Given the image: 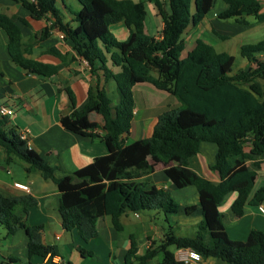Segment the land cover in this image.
<instances>
[{
	"label": "trees",
	"instance_id": "16d2710c",
	"mask_svg": "<svg viewBox=\"0 0 264 264\" xmlns=\"http://www.w3.org/2000/svg\"><path fill=\"white\" fill-rule=\"evenodd\" d=\"M12 1L36 20L50 19L39 39L57 28L97 77L95 86L88 90L85 105L76 110L71 102V112L62 115L60 121L65 129L88 136H93L94 129H101L108 154L95 157L76 172L89 179L86 186L61 193L58 212L62 229L75 230L87 242L98 236L97 221L101 217L110 216L114 228L122 231L121 215L157 210L168 223L161 228L160 240L151 241L140 253L131 235L123 264H185L169 247L191 249L202 259L213 257L228 264H264V232L252 229L244 240L233 239L219 210L230 192L236 193L230 205L236 217L242 216L246 205L264 203V184L256 187L257 168L264 163V38L241 45L239 53L248 66L233 72L234 56L217 52L202 38H196L182 56L186 47L183 33L201 22L214 0H76V10L61 0L72 14L69 21L61 18L56 0ZM146 1L153 4L162 23L156 35L145 29ZM221 1L226 7L217 13L220 20L247 24V17L253 16L264 22L259 0ZM119 22L127 31L124 40L117 39L109 28ZM19 23L28 25L21 16L0 12V28L8 36L12 62L29 74H55V65L25 56L27 45L22 43ZM37 35L32 36L30 44L37 41ZM109 81L115 83V100L106 89ZM144 82L174 96L179 104L157 115L149 135L126 142L135 116L133 86ZM92 112L99 114L100 123L89 119ZM204 142L216 146L210 166L219 176L216 183L195 167ZM0 149L7 164L17 158L27 164L26 171L38 170L45 179L61 181L55 176V167L22 140L9 125L8 116L3 115ZM142 150L165 164L163 172L176 188H196L198 205L183 207L186 215L200 210L201 220L193 235L175 233L169 216L177 214L180 205L168 190L153 182L152 165ZM36 204L37 199L30 194L8 195L0 191V225L6 235L19 229L25 231L28 256H54L57 245L46 244L42 239L45 226L30 225L18 214L19 209L27 213ZM77 249L83 256L92 254L81 246ZM159 254L161 257L152 263Z\"/></svg>",
	"mask_w": 264,
	"mask_h": 264
},
{
	"label": "crops",
	"instance_id": "0c3cea01",
	"mask_svg": "<svg viewBox=\"0 0 264 264\" xmlns=\"http://www.w3.org/2000/svg\"><path fill=\"white\" fill-rule=\"evenodd\" d=\"M259 2L261 12H264V0H259ZM1 3L4 9L0 8V12L18 15L27 21L28 25L26 26L19 23L22 43L27 45L25 56L55 65L57 71L51 76L42 77L29 74L15 65L11 60L8 49V36L0 28V105L13 110L12 115L8 116L9 125L18 132L26 131L28 145L51 166H54L55 176L61 178L59 183H54L45 179L38 170L26 171L27 164L17 158L12 159L7 164L5 154L0 149V191L8 195L30 194L34 196L37 199V204L30 207L27 213H23L19 209L18 214L30 225H44L42 233L44 243L57 245V254L54 256L49 254L46 256H28L26 249L27 236L23 229H19L11 235H5L7 245L5 247L6 255L3 257L7 264H17L21 258L26 259L25 264H51L52 257L59 259L60 264L66 262L70 264H88L87 259L88 261L97 260L103 264H123L124 255L129 246L127 238L131 235L135 237V240L137 238L141 239L145 248L149 246L151 241L154 240L157 243L160 240L161 228L155 225L151 216L142 218L140 213L134 212L121 215L119 220L123 227L122 231L114 228L110 216L101 217L97 221L99 234L96 238H93L97 240L91 239L97 242H83L75 230L67 233L63 232L58 212L59 197L62 192L74 190L89 183L87 177L78 176L76 172L91 163L95 157L108 154V148L101 138L103 134L101 129H94L92 131L93 136H88L65 129L60 121L62 115L71 112V102H73L76 110L85 105L88 100V90L90 86H95L97 77L91 74L86 61L75 53L72 45L63 38V34L57 28L50 29L44 39H39L41 29L50 24V19L41 18L36 20L20 4L12 0H0ZM72 5L67 6L73 10L79 8H76L74 3ZM225 7L226 5L221 0H214L212 9L208 11L201 22L196 26H189L185 30L182 37L186 41V47L182 56L186 55L196 38H202L209 43L213 40L228 38L231 31L215 30L213 28V24L218 21H225L232 25L234 27L232 32L235 34L254 31L261 26V23H264L257 21L253 16L247 17V24H237L232 19L220 20L217 13ZM59 13L63 21L72 19L71 12L64 8L62 4ZM116 26L126 37L127 31L122 22L116 23ZM156 27V33L153 35L160 32L161 21ZM147 28L145 25V29ZM146 32L148 33L147 30ZM36 33L38 34L35 38L37 41L30 44L32 36ZM52 49L53 52H50ZM55 52H58L59 55H56ZM247 66L248 61L243 67L246 68ZM101 79H99L100 83L102 82ZM135 86H133V89ZM150 87L145 86V88H142L146 91L140 90L141 97L145 99H143V102L146 111L143 115L137 117L139 111L135 106V116L126 142H132L149 135L156 122L157 115L163 110L176 107L179 104L177 100H174V103H172V100H168L169 93L155 92ZM106 89L109 96L115 100L117 96L115 83L109 81L106 84ZM147 92L151 100L144 95ZM157 109L160 111L156 112ZM89 119L100 123V116L96 112L90 113ZM146 151L142 150V154L152 165L151 178L153 182L156 186L168 190L180 205L178 213L169 216L170 223L174 224L175 229L197 224L201 220L199 208L190 215H186L183 211L184 205H198L196 188L194 186L176 188L163 172L165 164L154 160ZM215 152L216 146L214 144L202 143L196 156L195 167L204 177L216 183L219 181V176L210 168L214 163ZM17 161L21 162L25 173L14 176L9 167ZM248 166L254 169V166L250 164ZM257 171V181H259V175L264 171L263 166L257 168ZM262 174V182H264V172ZM14 182L27 184L30 188L29 191L15 187ZM235 197L236 193L230 192L219 205V210L224 216V225L228 235L233 239L244 240L252 229H259L264 232V215L259 213L256 206L246 205L242 216L236 217L233 215L230 205ZM222 205L225 207L224 210L221 209ZM225 214L229 216L231 221L229 228L225 223ZM196 215L197 217L194 218ZM66 234H68L69 240L59 246L56 240H60ZM83 243H88V246L84 247ZM78 246L91 251L92 254L90 256L81 255L77 249ZM62 247L68 250L67 257H64L61 251ZM180 250H173L177 258H179L178 253ZM160 257L161 254H159ZM4 263V261H0V264ZM196 264L228 263L218 258L208 257L201 259Z\"/></svg>",
	"mask_w": 264,
	"mask_h": 264
},
{
	"label": "rangeland",
	"instance_id": "374dc122",
	"mask_svg": "<svg viewBox=\"0 0 264 264\" xmlns=\"http://www.w3.org/2000/svg\"><path fill=\"white\" fill-rule=\"evenodd\" d=\"M135 1H137V0H135ZM60 3H61L60 0H58L56 3V6L59 9H61ZM65 3L67 5H69V4L72 5V3H74V4H76V8L79 7V3L76 0H65ZM216 5H217V3L215 4V7H216ZM3 7L4 6L1 3L0 8L4 9ZM145 10H146L145 25L148 27L146 30L148 31L149 34H154V33H156V29H157L156 26L160 22V17H158L156 15L153 4L151 2H148V1L145 2ZM109 28L113 32V34L116 36L117 39H119V40L125 39V36L123 35L122 32H120V29H118L116 24L110 25ZM213 28L215 30L220 29V30L231 31L228 38L213 40L211 43L217 52H227V53H230L234 56L233 72L237 71L238 69L244 68L243 67L244 64L247 63V60L244 57H242L239 53L240 45L244 44V43H253V42H256L257 40H261L264 38V23H261V26L258 27V29L254 30V31L236 33V34L234 32H232V31H234V27L225 21L216 22V24H213ZM261 82L264 85V80H261ZM145 86H151L150 88L152 90H154L155 92H162L163 94H166L165 91L156 89L150 83H147V82L137 83L133 89V97H134V101H135V106L139 111L137 117L143 115L146 111L145 105L143 102L144 98H142L140 95V90H142V88H145ZM142 91H146V90H142ZM144 95L146 96V98L148 97L151 100V98L148 96V92H147V94H144ZM168 96H169L168 100H170V101L172 100V103H174L175 102L174 100H176V98L172 95H168ZM146 103H148V102H146ZM157 111H160V110L157 109L156 112ZM134 133L132 134V136L134 135ZM262 166L264 168V163H262ZM9 168H10V171L12 172V174H14V176L25 173V171L22 168L20 161H17L15 163L11 164V166ZM263 172L264 171H262V173ZM262 173H261V175H259V181H257L256 187L260 184H264V182H262V180H263V177H262L263 174ZM221 209L222 210L225 209L224 205H222ZM130 213H128V214H130ZM140 215L142 218L151 216L155 225H157L159 228H163V227L166 228L168 226V223L165 221L164 214L161 211L148 210V211L140 212ZM225 215H226L225 216V223H226L227 228H229L231 225V221L229 219V216L227 214H225ZM196 217H197V215L194 216V218H196ZM196 228H197V224H191L189 227L187 226V227H182L181 229H179V228L175 229V233L178 235L189 236V235L194 234ZM45 230H46V228H45ZM63 232L67 233L66 231H63ZM5 235H6V230L4 229L3 226L0 225V251H1L0 261H2V262L4 261L5 262L4 264H7V261L3 257L4 255H6L5 247L7 245ZM67 235L68 234L63 235L60 240H56V243L59 246H61V244L68 241L69 237ZM93 240H97V239H93ZM93 240H90L88 242H92ZM127 241L129 242V238H127ZM93 242H97V241H93ZM136 242H137L139 252L143 253L145 251L144 243H142L141 239L139 240L138 238H137ZM83 245H84V247H86V246H88V243H83ZM169 249L175 250L173 247H169ZM61 251L63 252L64 257L68 256V250L65 247H62ZM158 258H159V255L156 258H154L153 262H156V260ZM25 262H26V259L21 258L20 262H18L17 264H25ZM86 262H88V264H103V263H99L97 260L88 261V259H87Z\"/></svg>",
	"mask_w": 264,
	"mask_h": 264
},
{
	"label": "built area",
	"instance_id": "2783aa9c",
	"mask_svg": "<svg viewBox=\"0 0 264 264\" xmlns=\"http://www.w3.org/2000/svg\"><path fill=\"white\" fill-rule=\"evenodd\" d=\"M12 113H13L12 109H10L4 105H0V115L10 116V115H12ZM19 133H20V138L27 143L28 134L26 133V131H20ZM27 145H28V143H27ZM13 185L15 187L21 189V190H24V191H29V189H30L27 184L21 183V182H14ZM256 207H257L259 213L264 215V203H261V204L257 205ZM178 257H179L178 259L185 262V264H196V263L200 262L202 259L198 252L191 250V249H181L178 253ZM51 264H60V260L54 259L52 257Z\"/></svg>",
	"mask_w": 264,
	"mask_h": 264
}]
</instances>
